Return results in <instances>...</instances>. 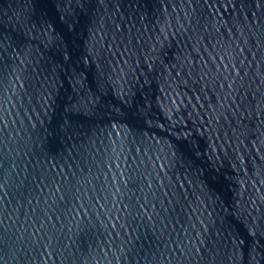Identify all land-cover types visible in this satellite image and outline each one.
<instances>
[{
    "label": "water",
    "instance_id": "water-1",
    "mask_svg": "<svg viewBox=\"0 0 264 264\" xmlns=\"http://www.w3.org/2000/svg\"><path fill=\"white\" fill-rule=\"evenodd\" d=\"M0 264H264V0H0Z\"/></svg>",
    "mask_w": 264,
    "mask_h": 264
}]
</instances>
